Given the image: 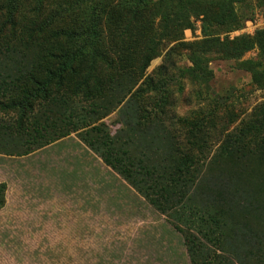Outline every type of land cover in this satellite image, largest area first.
<instances>
[{
  "label": "trees",
  "instance_id": "obj_1",
  "mask_svg": "<svg viewBox=\"0 0 264 264\" xmlns=\"http://www.w3.org/2000/svg\"><path fill=\"white\" fill-rule=\"evenodd\" d=\"M19 1L0 3V109L16 114L11 124L0 119V140L28 154L73 133L85 154L169 218L189 264H264V102L219 133L197 120L186 142L173 147L162 136L165 104L148 111L140 103L150 86H158L144 72L154 54L138 52V40L110 43L106 47L116 52L100 54L103 42L88 36L95 32L93 21L70 28ZM239 2L212 0V23L236 27ZM171 3L158 8L167 24L179 18V6ZM213 41L192 44L201 47L191 51L193 60L206 56ZM99 62L119 78L98 74ZM130 64L141 66L132 79ZM80 94L83 105L76 100ZM111 112L119 125L114 134L100 122ZM5 191L2 182L0 208Z\"/></svg>",
  "mask_w": 264,
  "mask_h": 264
},
{
  "label": "rangeland",
  "instance_id": "obj_2",
  "mask_svg": "<svg viewBox=\"0 0 264 264\" xmlns=\"http://www.w3.org/2000/svg\"><path fill=\"white\" fill-rule=\"evenodd\" d=\"M164 1L19 3L38 7L43 15L50 12L51 21H65L70 28L93 21L95 32L88 36L103 42L100 54L116 52L106 47L110 43L119 47L135 40L143 56L154 54L144 72L158 86H150L140 103L148 111L156 103L165 104L162 136L176 147L192 135L195 121L203 118L214 129L211 134L219 133L230 120L236 125L264 102V0H240L235 6L239 22L233 28L212 23V0H171L179 6V18L167 24L158 11ZM197 25L200 34H195ZM204 39L214 40L213 46L195 61L191 51L201 47L192 44ZM226 41L238 49L221 45ZM96 68L101 76L117 77L102 62ZM126 69L132 79L141 66ZM77 98L79 105L85 104L82 94ZM15 118V112L0 109L2 125ZM100 122L111 134L119 128L115 112ZM6 141L0 140V183L6 185L0 264H189L169 218L114 179L99 158L85 154L73 133L28 154ZM259 163L264 167V161Z\"/></svg>",
  "mask_w": 264,
  "mask_h": 264
},
{
  "label": "built area",
  "instance_id": "obj_3",
  "mask_svg": "<svg viewBox=\"0 0 264 264\" xmlns=\"http://www.w3.org/2000/svg\"><path fill=\"white\" fill-rule=\"evenodd\" d=\"M195 34H200V27H199V25L196 26Z\"/></svg>",
  "mask_w": 264,
  "mask_h": 264
}]
</instances>
